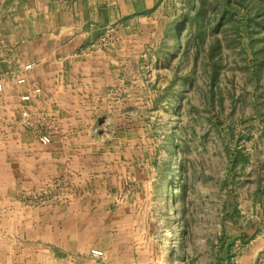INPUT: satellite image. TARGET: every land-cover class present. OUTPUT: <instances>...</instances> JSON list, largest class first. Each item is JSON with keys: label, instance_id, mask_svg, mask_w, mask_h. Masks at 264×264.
Returning a JSON list of instances; mask_svg holds the SVG:
<instances>
[{"label": "crops", "instance_id": "1", "mask_svg": "<svg viewBox=\"0 0 264 264\" xmlns=\"http://www.w3.org/2000/svg\"><path fill=\"white\" fill-rule=\"evenodd\" d=\"M180 20L169 0H7L0 11V77L7 76L0 122L15 139L0 156V264L144 263L153 241L149 224L139 222L146 215L137 191L140 138L148 134L138 114L146 102L141 53L149 46L151 57L169 59L179 48L183 60ZM112 27L114 38L102 43ZM168 67L159 72H174ZM24 94L31 100L22 102ZM21 105L55 121L44 129L51 143L17 122ZM257 214L242 228L222 210L217 252L258 240ZM254 246L245 264H264L256 262L264 240ZM244 252L230 262L243 264Z\"/></svg>", "mask_w": 264, "mask_h": 264}, {"label": "rangeland", "instance_id": "2", "mask_svg": "<svg viewBox=\"0 0 264 264\" xmlns=\"http://www.w3.org/2000/svg\"><path fill=\"white\" fill-rule=\"evenodd\" d=\"M6 5L0 0V11ZM169 5L181 19L176 28H185L183 60L176 58L179 48L169 59L151 57L149 46L141 53L140 95L146 102L138 114L148 134L140 138L137 191L146 215L139 222L149 224L145 234L153 241L143 264H216L220 257L232 264V255L240 259L243 248L247 255L264 240V0H169ZM167 12L171 15L170 8ZM167 65L174 72H159ZM6 77H0L2 83ZM24 108L15 111L17 122L38 135L26 126ZM36 116L35 121L43 118V131L55 123L46 114ZM14 139L0 122V156ZM222 210L242 228L257 212L259 239L217 252ZM248 261V255L242 259ZM259 261L264 262V248Z\"/></svg>", "mask_w": 264, "mask_h": 264}, {"label": "built area", "instance_id": "3", "mask_svg": "<svg viewBox=\"0 0 264 264\" xmlns=\"http://www.w3.org/2000/svg\"><path fill=\"white\" fill-rule=\"evenodd\" d=\"M114 38V28H108L105 32V34L103 35V37L101 38V42L102 43H106L108 41H110V39L112 40ZM146 55V54H145ZM32 67V64H26L25 65V69H30ZM18 83H24L25 82V78L21 77L18 80ZM3 90V83L0 80V91ZM34 93L35 94H39L41 93V89L39 87H35L34 89ZM31 100V95L30 94H24L21 96V101L22 102H28ZM23 119L24 122L26 123V126L30 129L36 130L38 132V139L40 142L47 144L51 142V136L50 134H48V132L43 131L44 128V123L41 121H35L34 120V115H39L36 116L38 119H40V117H42V115H45V113H34L31 110L24 108L23 110ZM91 254L96 256V257H101L103 255V251L99 250V249H92L91 250Z\"/></svg>", "mask_w": 264, "mask_h": 264}, {"label": "trees", "instance_id": "4", "mask_svg": "<svg viewBox=\"0 0 264 264\" xmlns=\"http://www.w3.org/2000/svg\"><path fill=\"white\" fill-rule=\"evenodd\" d=\"M239 154L241 153L239 150H238ZM236 160L238 159L239 160V157H237V155L235 156ZM232 165H233V160H232ZM227 180V179H226ZM246 238V236H244V239Z\"/></svg>", "mask_w": 264, "mask_h": 264}]
</instances>
